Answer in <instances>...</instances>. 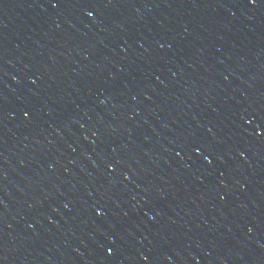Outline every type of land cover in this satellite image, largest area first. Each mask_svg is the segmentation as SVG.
I'll list each match as a JSON object with an SVG mask.
<instances>
[{
  "label": "water",
  "instance_id": "95a60500",
  "mask_svg": "<svg viewBox=\"0 0 264 264\" xmlns=\"http://www.w3.org/2000/svg\"><path fill=\"white\" fill-rule=\"evenodd\" d=\"M53 2L0 0V264H264V0Z\"/></svg>",
  "mask_w": 264,
  "mask_h": 264
},
{
  "label": "snow or ice",
  "instance_id": "6c2138e0",
  "mask_svg": "<svg viewBox=\"0 0 264 264\" xmlns=\"http://www.w3.org/2000/svg\"><path fill=\"white\" fill-rule=\"evenodd\" d=\"M60 0H55V2L52 3V7L55 8L56 7V4L59 3ZM248 3L251 4V5H255L257 3V0H248ZM89 15H92V11L89 10ZM30 113L29 112H25V116H29ZM259 127L261 128L262 131H264V123H261L259 125ZM93 135H97L96 132H93ZM86 139V137H85ZM190 149H191V152L197 157H201V156H204V153H205V150L204 148L202 147V145L200 143H196V142H193L191 145H190ZM208 155H211V153H208ZM204 159L207 160L208 164L211 165L212 164V160L208 159L207 156H204ZM107 252L109 255H112L113 254V249L111 247H108L107 248Z\"/></svg>",
  "mask_w": 264,
  "mask_h": 264
}]
</instances>
